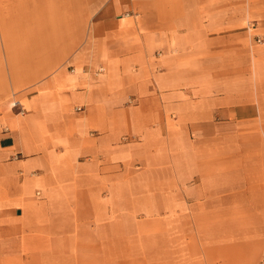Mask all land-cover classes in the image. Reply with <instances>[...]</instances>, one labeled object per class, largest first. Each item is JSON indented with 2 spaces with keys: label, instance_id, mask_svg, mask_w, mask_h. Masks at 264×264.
<instances>
[{
  "label": "crops",
  "instance_id": "0c3cea01",
  "mask_svg": "<svg viewBox=\"0 0 264 264\" xmlns=\"http://www.w3.org/2000/svg\"><path fill=\"white\" fill-rule=\"evenodd\" d=\"M84 1L87 32L68 38L83 42L68 55L74 72L55 71L57 94H37L6 131L0 124V228L30 213L59 217V205L63 217L85 214L92 199L125 216L218 225L231 195L247 192L244 138L262 134L264 81L214 67L237 36H213V18L191 14L167 46L171 34L139 31L149 18L138 0Z\"/></svg>",
  "mask_w": 264,
  "mask_h": 264
},
{
  "label": "rangeland",
  "instance_id": "374dc122",
  "mask_svg": "<svg viewBox=\"0 0 264 264\" xmlns=\"http://www.w3.org/2000/svg\"><path fill=\"white\" fill-rule=\"evenodd\" d=\"M70 1H0V124L4 131L16 114L29 112L32 97L57 94L47 83L55 71L67 67L74 72L68 55L83 42L68 38L71 33L87 32L89 9L84 0ZM138 2L144 5L141 18H149L139 31L171 34L167 46L176 42L175 29L188 27L191 14L198 20L213 18V36H237L230 41L229 56L214 55V67L229 65L230 76L240 79V73L248 86L264 81V0ZM104 65L99 64L94 75H102ZM135 101L129 97L127 104ZM257 126L260 136L251 128V136L244 138L247 192L234 200L231 195L228 216L220 215L218 225L209 226L214 223L211 216L203 217L201 223L190 217L125 216V210L113 209L112 204L111 209L99 210L103 202L92 199L85 214L75 211L63 217L57 214L59 205L53 210L59 217L30 213L16 227L12 223L0 228V264H264V127Z\"/></svg>",
  "mask_w": 264,
  "mask_h": 264
},
{
  "label": "bare ground",
  "instance_id": "6f19581e",
  "mask_svg": "<svg viewBox=\"0 0 264 264\" xmlns=\"http://www.w3.org/2000/svg\"><path fill=\"white\" fill-rule=\"evenodd\" d=\"M17 256H18V254H17ZM18 257H19V256H18ZM13 259H14V258H13ZM19 259H20V258H19ZM19 259H18V260H19ZM13 263H14V262H13Z\"/></svg>",
  "mask_w": 264,
  "mask_h": 264
}]
</instances>
